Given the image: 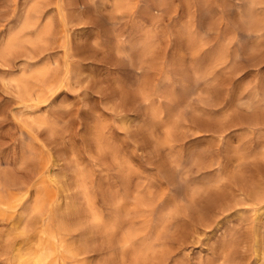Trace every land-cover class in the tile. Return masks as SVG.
Wrapping results in <instances>:
<instances>
[{
	"label": "rangeland",
	"instance_id": "1",
	"mask_svg": "<svg viewBox=\"0 0 264 264\" xmlns=\"http://www.w3.org/2000/svg\"><path fill=\"white\" fill-rule=\"evenodd\" d=\"M125 1L0 0V263L264 264V0Z\"/></svg>",
	"mask_w": 264,
	"mask_h": 264
},
{
	"label": "bare ground",
	"instance_id": "2",
	"mask_svg": "<svg viewBox=\"0 0 264 264\" xmlns=\"http://www.w3.org/2000/svg\"><path fill=\"white\" fill-rule=\"evenodd\" d=\"M126 3V1L125 0H118V5H124ZM32 12V11H31ZM33 13H35V12H33ZM28 14V13H27ZM37 14H38V12H37ZM40 14H42V13H40ZM30 15V14H29ZM28 16V15H27ZM33 16H35V15H33ZM20 17V19H21V17H23V16H19ZM40 19V18H39ZM16 20V19H15ZM35 22V21H34ZM36 22H38V20L36 21ZM40 23V22H39ZM45 23V22H44ZM19 25V24H18ZM30 25H31V23H29V20H28V18L27 17H25L24 19H22V21H21V29L23 30V29H27L28 28V26L30 27ZM36 25V24H35ZM35 25H33L34 27H35ZM20 26V25H19ZM37 26V25H36ZM34 27H33V29H34ZM45 27H46V25H45ZM48 27V26H47ZM38 28V27H37ZM36 28V29H37ZM42 28V27H41ZM17 29H19V28H17ZM46 29V28H45ZM20 30V29H19ZM38 31V30H37ZM46 31H47V29H46ZM20 32V31H19ZM38 32H40V31H38ZM41 32H42V30H41ZM29 33V32H28ZM44 33V32H43ZM22 34V33H21ZM21 34H14V35H17V36H13V38L12 39H9V42L8 43H6V44H9V46L7 47V48H5L7 51L13 46V44L15 43L16 44V42H18V43H20V42H22V41H27L28 43H31L32 44V40H30V39H28L26 36L25 37H21V36H23V35H21ZM26 34V33H25ZM12 36V35H11ZM36 37H35V41H39L41 38H39L40 37V33H38V34H36L35 35ZM10 38V37H9ZM42 39H43V37H42ZM17 43V44H18ZM25 43V42H24ZM5 46V45H4ZM14 47V46H13ZM20 47V46H19ZM3 49V48H2ZM5 50V51H6ZM11 50V49H10ZM1 51H3V50H1ZM8 52H6V54H7ZM2 58H3V53H2ZM51 65H52V63L51 62H49L48 60L47 61H45L44 63H43V65L41 66L42 68H41V70H40V74L42 75H45V74H47V71L48 70H50V68H51ZM39 68H40V66H39ZM38 68V69H39ZM32 71H34V70H32ZM38 71V70H37ZM37 71L36 72H34V74L36 73L37 74ZM29 74H31L30 73V71H29ZM33 74V73H32ZM35 74V75H36ZM39 74V75H40ZM35 75H34V77H35ZM38 75V74H37ZM29 76V75H28ZM30 77V76H29ZM33 77V76H32ZM67 77V76H66ZM24 79H25V77H24ZM35 79V78H34ZM63 80V79H62ZM24 81H26V80H24ZM23 81V82H24ZM55 82V81H54ZM22 83V82H21ZM25 83V82H24ZM53 86V85H52ZM28 88V87H27ZM26 89V88H25ZM29 89H31L30 87H29ZM28 93H30V92H28ZM29 95V94H28ZM27 95V96H28ZM31 95V94H30ZM32 100V99H31ZM33 101V100H32ZM3 191L0 189V210H2L3 208H6V209H9L8 211H10V215H8L10 218V220H9V224H11L10 225V232H14L15 231V225L17 224V218H16V214H14V211L12 210V209H14V207H15V204H14V202L17 200V196L16 195H10L9 197L8 196H4L3 195V193H2ZM255 192V191H254ZM253 195V194H252ZM255 197V196H254ZM257 200L259 201V203H263V204H260L256 209H255V213H257V212H259V211H261V210H264V193H263V191L259 194V195H257ZM256 199V198H255ZM255 199H253V200H255ZM252 205V204H251ZM251 207V206H250ZM255 207V206H254ZM11 211H13V212H11ZM257 211V212H256ZM0 212H2V211H0ZM242 212H243V210L241 209V211H240V214H242ZM258 214V213H257ZM254 216V215H253ZM253 220V219H252ZM259 220H261V219H259ZM262 221V220H261ZM258 227V226H257ZM258 231V230H257ZM256 236H258V235H256ZM253 238H254V236H253ZM255 240V239H254ZM251 241H253V240H251ZM251 251H253V250H251ZM251 253H253V257H252V259L255 257V259L256 260H259V259H264V247L262 248V242H259V240L258 239H256L255 240V245H254V252H251ZM250 253V254H251ZM6 259H7V261H8V263H10V264H20V261H19V259H20V256H19V249L17 248V245L14 243V242H12V244L10 245V250L7 252V257H6ZM38 261V258L36 257V259H35V262H37ZM264 263V262H263ZM1 264V263H0Z\"/></svg>",
	"mask_w": 264,
	"mask_h": 264
}]
</instances>
